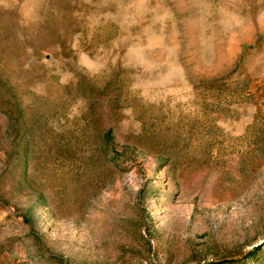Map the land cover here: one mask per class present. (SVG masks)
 <instances>
[{
    "label": "rangeland",
    "instance_id": "374dc122",
    "mask_svg": "<svg viewBox=\"0 0 264 264\" xmlns=\"http://www.w3.org/2000/svg\"><path fill=\"white\" fill-rule=\"evenodd\" d=\"M0 264H264V0H0Z\"/></svg>",
    "mask_w": 264,
    "mask_h": 264
},
{
    "label": "trees",
    "instance_id": "16d2710c",
    "mask_svg": "<svg viewBox=\"0 0 264 264\" xmlns=\"http://www.w3.org/2000/svg\"><path fill=\"white\" fill-rule=\"evenodd\" d=\"M101 147H102V151L103 153H107L111 148H112V139L110 137L109 133L103 134L101 136Z\"/></svg>",
    "mask_w": 264,
    "mask_h": 264
}]
</instances>
